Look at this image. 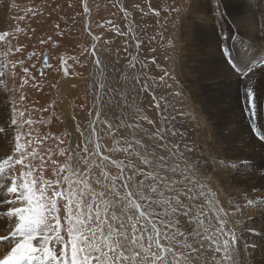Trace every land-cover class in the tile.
Masks as SVG:
<instances>
[{
	"label": "rangeland",
	"instance_id": "rangeland-1",
	"mask_svg": "<svg viewBox=\"0 0 264 264\" xmlns=\"http://www.w3.org/2000/svg\"><path fill=\"white\" fill-rule=\"evenodd\" d=\"M87 1L90 11L88 30L98 40V49L102 46L107 50L103 59L109 53L110 57L114 54L124 60V71L119 78L109 72L104 82L100 121L112 122L113 128L109 130L107 123H96V140L101 154L114 161L127 163L131 159L138 163L135 156L128 157L122 151L127 147L124 141H133V134L146 139V133H154L162 126L163 117H171L163 126L170 129L175 126L177 132L182 130L181 136L171 139L184 154L180 166L188 163L187 174L197 181V141L192 144L190 139L194 132L190 129L189 137L185 133L186 126L182 127V88L180 91L175 75L178 55L175 35L182 23L180 10L186 0ZM83 2L0 0V13H5L2 37L8 45L6 65L13 105L11 121H16L15 136L19 134L16 143L22 146L16 154L19 159L20 153H24L20 168L23 172L31 169L32 175L27 179L36 181L33 191L37 195L41 180L49 182L45 186L48 197L52 196L53 190H59L57 181L67 188L64 176L68 173L60 169L69 163L72 148L80 152L79 173L87 174L84 175L88 182L86 191L103 190L96 183L98 179L103 181L101 168L97 165L102 164L103 172L110 177L120 175L114 163L94 154L95 143L89 128L94 116L93 40L84 28ZM45 52L50 60V66L46 68L41 66ZM0 84H4L1 77ZM116 117H122L133 127L117 129ZM149 120L154 123L149 124ZM77 125L84 132L83 136L76 130ZM69 127L73 130L72 135ZM195 137L192 140H197ZM86 139L91 141L88 152L83 151ZM72 141L75 142L71 148ZM79 187L83 188V182ZM85 199L91 202V196H85ZM58 207L63 217L64 201H58ZM62 224L66 227L63 219ZM182 226L187 227L183 222Z\"/></svg>",
	"mask_w": 264,
	"mask_h": 264
},
{
	"label": "snow or ice",
	"instance_id": "snow-or-ice-1",
	"mask_svg": "<svg viewBox=\"0 0 264 264\" xmlns=\"http://www.w3.org/2000/svg\"><path fill=\"white\" fill-rule=\"evenodd\" d=\"M95 63L100 66L102 62L97 59ZM96 83L102 92V80ZM253 96L249 88L247 97L250 102ZM169 119L171 117H163L162 126L154 133H146V139L133 134V141H124L127 147L122 151L128 157L135 156L138 163L131 159L127 163L114 162L120 169L119 176L110 177L103 172L102 164L97 165L103 177V181L96 180L103 189L100 192L86 191L88 182L84 175L87 174L79 173L78 150H71L69 163L60 169L68 173L64 176L67 188L57 181L59 190H53L51 197L46 195L47 181L41 180L39 195L33 191L36 181L27 179L32 175L31 169L21 171L19 177L10 175L12 186L7 187V193L11 199L4 200L9 207L0 212V223L12 227L6 234H0V245H4L0 251V264H208L205 254H211L209 246L216 254L223 250L227 258L234 233L225 234L227 223L223 216H219L223 209H216L220 223L212 225L207 222L205 207L213 205L214 201L208 200L205 205L201 199H206L203 185L187 174L188 163L180 166L184 154L171 137L182 133L177 132L175 126L171 129L163 126ZM116 120L117 129L133 127L122 117H116ZM97 122L107 123L109 130L113 128L112 122L100 121L99 108L95 119L89 122L93 134ZM12 123H16L15 119ZM27 123L31 124V121ZM76 130L84 135L79 125ZM2 131L4 129H0ZM90 142L86 139L84 152H88ZM21 147L16 144L17 151ZM61 154H64L63 149ZM94 154H100L98 143ZM23 159L24 153L21 152L19 159L8 157L5 160L10 165L9 174L16 171L12 164H23ZM107 159L103 157V160ZM81 182L82 189L79 187ZM4 187L5 184L0 182V189ZM85 196H91V202ZM61 200L64 201L63 217L58 207ZM17 203L24 206H15ZM247 203L252 206L255 201L248 200ZM62 219L66 221V227ZM182 222L187 227H183ZM51 243L59 247L53 249Z\"/></svg>",
	"mask_w": 264,
	"mask_h": 264
},
{
	"label": "bare ground",
	"instance_id": "bare-ground-1",
	"mask_svg": "<svg viewBox=\"0 0 264 264\" xmlns=\"http://www.w3.org/2000/svg\"><path fill=\"white\" fill-rule=\"evenodd\" d=\"M87 2L84 1L88 9ZM184 2L185 6L180 10L182 23L175 35L178 39L175 75L180 91L182 88L181 124L186 126V135L193 131L192 138L197 136V140L191 138L190 142L197 141V180L206 194V199H201L205 205L208 200L214 201L213 205L205 207L207 222L212 225L220 223L216 209H223L219 216H223L227 223L225 234L234 233L227 258L223 250L216 254L210 246L208 251L211 254L205 255L208 264L213 261L215 264H264V1ZM4 17L2 11L0 77L4 84H0V129L4 131L0 132V166L3 168L0 182L5 187L0 189V212L9 207L4 200L11 199L7 193V187L12 186L10 175L19 177L21 173L20 164L13 163L16 171L9 174L10 165L5 163L8 157H18L17 125L11 121L13 105L6 65L8 45L2 37ZM98 46L96 39L92 62L94 106L98 92L99 103L102 102V92L96 82L102 80L104 84L109 72L119 78L124 71L123 58L120 60L114 54L110 57L107 52L108 57L103 59L107 50L102 46L99 50ZM97 59L102 62L100 66L95 63ZM249 88L254 94L251 102L247 97ZM69 132L72 135L71 127ZM199 189L200 185L197 191ZM248 200L255 203L249 206ZM15 206L24 205L17 203ZM10 227L12 225L0 223V234H6ZM3 247L0 245V251ZM50 247L59 246L51 243Z\"/></svg>",
	"mask_w": 264,
	"mask_h": 264
},
{
	"label": "water",
	"instance_id": "water-1",
	"mask_svg": "<svg viewBox=\"0 0 264 264\" xmlns=\"http://www.w3.org/2000/svg\"><path fill=\"white\" fill-rule=\"evenodd\" d=\"M84 1H86V0H84ZM84 3V2H83ZM83 8H84V10H85V13H86V17H85V23H84V28H85V30H86V32L92 37V40H93V44H92V46H91V53H92V55L94 56V44H95V41H96V38H95V36L88 30V24H89V10L86 8V4L84 3L83 4ZM42 60H41V66L42 67H49L50 66V60H49V58H48V56H47V52H45L43 55H42V58H41ZM97 108H99L100 109V103H99V101L97 100V98H96V101H95V106H94V116H93V120L95 119V113H96V110H97ZM96 134V133H95ZM95 134H93L94 135V143H95V149H96V145H97V141H96V138H95ZM101 159H103V157H105V155H103V154H101V152H100V154L98 155ZM107 157V156H106ZM106 161H109V162H112L113 163V160H111L109 157H108V159L106 160ZM115 164V163H114ZM113 164V165H114ZM115 166V165H114Z\"/></svg>",
	"mask_w": 264,
	"mask_h": 264
}]
</instances>
